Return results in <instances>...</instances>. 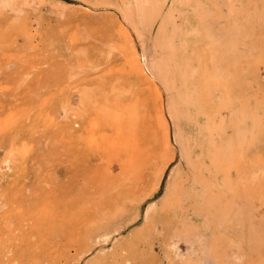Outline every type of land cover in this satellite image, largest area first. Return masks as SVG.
I'll return each mask as SVG.
<instances>
[{"label": "rangeland", "instance_id": "obj_1", "mask_svg": "<svg viewBox=\"0 0 264 264\" xmlns=\"http://www.w3.org/2000/svg\"><path fill=\"white\" fill-rule=\"evenodd\" d=\"M0 264H264V0H0Z\"/></svg>", "mask_w": 264, "mask_h": 264}, {"label": "bare ground", "instance_id": "obj_2", "mask_svg": "<svg viewBox=\"0 0 264 264\" xmlns=\"http://www.w3.org/2000/svg\"><path fill=\"white\" fill-rule=\"evenodd\" d=\"M139 9L141 10V7H139L138 8V11H139ZM201 54H202V52H201ZM200 54V55H201ZM188 56H190V57H192L193 59H194V61H195V59L196 58H201V56H198L199 54L196 52V51H194V50H192V51H189V54H187ZM221 56H222V54H221ZM206 58L207 57H205V58H201V59H203L202 60V62H203V67L205 68V69H209V68H211V69H218V68H220L221 69V67H223V65L224 64H222V63H211V65H209V64H207V66L206 65H204V63L206 62ZM214 58H216V57H211V60H214ZM128 62H129V65L131 66V68H133V69H140V67H139V64H138V59H137V56H136V54L135 53H131V54H129L128 55ZM206 64V63H205ZM174 68H176V69H178V67H177V65H175L174 66ZM193 68H194V65H193ZM161 77H162V79H166V81L168 82V84H169V86L170 87H174V85H175V80H174V78H172L171 77V75L168 73V71H164L162 74H161ZM175 105H176V102H175ZM172 110H171V114L173 115V117L174 118H178L179 119V117H181V116H178L177 114V109H176V107L173 105L172 107ZM190 136V135H189ZM181 140V139H180ZM223 140V139H222ZM194 141V140H193ZM195 142V141H194ZM194 142H193V144H194ZM164 143L167 145L168 144V140L167 139H164ZM183 144H184V147L185 148H187V149H193V147H192V142L190 143L189 141H188V138H184L183 139ZM194 146V145H193ZM202 146V145H201ZM192 147V148H191ZM197 147V146H196ZM205 148H208V150L210 151V152H212V153H217L216 152V149H219V148H214V146H213V148L212 147H210L209 145H207V147H205ZM184 151H185V149H184ZM189 151V150H188ZM187 154V153H186ZM191 154V153H190ZM195 154V153H194ZM197 154V153H196ZM189 155V154H188ZM188 155H186V156H188ZM190 156V155H189ZM201 156V155H200ZM199 156V157H200ZM194 157V156H193ZM207 157H209V156H207ZM87 158V157H86ZM189 158V157H188ZM214 159V158H213ZM195 164V163H194ZM200 164V163H199ZM210 164V163H209ZM191 167V168H190ZM189 168L190 169H192V167L194 168V166H190ZM196 168V167H195ZM194 168V169H195ZM193 169V171H195ZM204 170H205V168H204ZM191 173V172H190ZM207 175V174H206ZM190 177H191V175H190ZM195 177V176H194ZM205 178V177H204ZM214 179H215V177H214ZM214 179H212V180H214ZM218 181V180H217ZM211 182H213V181H211ZM216 182V181H215ZM217 183V182H216ZM212 184V183H211ZM205 185V184H204ZM217 185H218V183H217ZM190 186V185H189ZM213 186V185H212ZM216 186V185H215ZM219 186V185H218ZM235 186V185H234ZM185 187V186H184ZM191 187V186H190ZM189 187V188H190ZM179 188V187H178ZM177 188V189H178ZM207 188H209V186L207 187ZM214 188H216V187H214ZM233 188V187H232ZM176 189V191H178ZM192 189V188H191ZM193 191H194V193H195V190L193 189ZM179 192H180V190H179ZM209 192V191H208ZM211 192V191H210ZM176 193V192H175ZM212 193V192H211ZM179 194V193H178ZM198 194V193H197ZM207 194H209V193H207ZM176 195H177V193H176ZM195 195H196V193H195ZM202 195H203V193H202ZM201 195V196H202ZM175 198V197H174ZM204 198V197H203ZM201 199V198H200ZM179 200H180V198H179ZM197 200V199H196ZM220 200V199H219ZM195 205H197V204H195ZM200 205H202V204H200ZM208 205V204H207ZM205 206V205H204ZM238 206H239V204H238ZM178 208H179V206H178ZM197 208V207H196ZM176 209V208H175ZM173 210V209H172ZM195 210V209H194ZM181 211H182V209H181ZM214 211V210H213ZM168 212V211H167ZM184 212V211H183ZM183 212H181V213H183ZM209 212V211H208ZM208 212H207V214H208ZM203 213V212H202ZM185 213H183V215H184ZM204 214V213H203ZM185 216V215H184ZM209 216V215H208ZM23 220V219H22ZM24 221V220H23ZM57 246V245H56ZM28 247V246H27ZM26 247V248H27ZM62 247V246H61ZM18 249H20V248H18ZM28 249H29V247H28ZM27 249V250H28ZM30 250V249H29ZM34 250V249H33ZM39 250H41V249H39ZM32 251V250H31ZM44 251H46V250H44ZM43 251V252H44ZM48 251V250H47ZM63 251V250H62ZM32 252H35V250L34 251H32ZM39 252V251H38ZM42 252V251H41ZM60 252V251H59ZM37 253V252H36ZM52 254V253H51ZM61 254V253H60ZM41 255V254H40ZM43 255V254H42ZM46 256V255H45ZM44 256V257H45ZM48 256H49V254H48ZM48 256H46V257H48ZM51 256V255H50ZM49 258V257H48ZM57 259H58V257H57ZM43 263V262H42Z\"/></svg>", "mask_w": 264, "mask_h": 264}]
</instances>
